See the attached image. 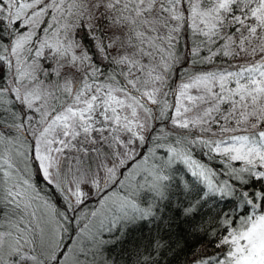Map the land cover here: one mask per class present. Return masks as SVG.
<instances>
[{"label":"snow or ice","instance_id":"1","mask_svg":"<svg viewBox=\"0 0 264 264\" xmlns=\"http://www.w3.org/2000/svg\"><path fill=\"white\" fill-rule=\"evenodd\" d=\"M0 264H264V0H0Z\"/></svg>","mask_w":264,"mask_h":264}]
</instances>
